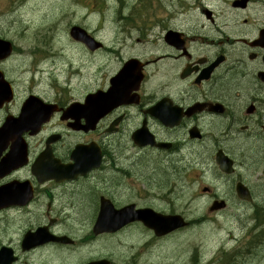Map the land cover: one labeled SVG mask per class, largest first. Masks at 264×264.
<instances>
[{
    "label": "flooded vegetation",
    "instance_id": "af4514ba",
    "mask_svg": "<svg viewBox=\"0 0 264 264\" xmlns=\"http://www.w3.org/2000/svg\"><path fill=\"white\" fill-rule=\"evenodd\" d=\"M183 7L182 13L186 17L178 19L175 15L173 20L166 16L160 21L155 50L148 56L145 52L124 46V43L118 49L109 48L105 54L110 57L104 62L105 70L110 72L103 75L101 86L96 89H110L114 84L111 81L126 67L124 81L129 90L128 97L126 101L113 104L95 130L83 133L91 136L89 140L79 142L84 145L92 143L95 148L93 162H99V165L75 181L63 182L94 186L91 218L98 215L102 196L111 200L116 208L134 205L135 210L147 207L141 200L147 204L148 197L153 200L168 198V190L163 191L161 184L149 179L147 162L154 164L155 171L162 170L163 162L168 164L167 168L174 174L171 175L170 188L172 185L178 187L179 171L186 172L188 167L198 165L208 177L204 187L209 210L219 205L218 201L226 203L223 209L211 215L223 216L221 213L227 210L229 201H237L239 206L254 205L256 213V191L245 174L253 175L257 164L264 168V0H204ZM137 42L145 45L143 38H138ZM16 96L14 94L12 104L0 108V128L8 116L19 115L20 104L25 97ZM53 102L62 107L59 101ZM15 104L17 107H13ZM49 124L50 134L62 136L52 146L54 157L64 163L70 162L71 150L64 147L66 132L54 128L58 124L66 125L61 120V113L55 114ZM37 136L23 133L21 153L25 146L29 164L17 168H12L14 159L11 152L17 148L13 134L6 133L5 140H0V205L11 204L12 200L23 201L30 191L34 199L29 204L46 196L38 204L36 218L34 206L30 210L12 211L14 207L0 210L1 222L15 215L13 219L20 228L29 224L23 232L41 226L52 229V224L57 221V214L50 212V186L62 183L42 180L45 172L35 173L32 163L46 146V140L43 144L42 141L34 143ZM251 142L262 154L259 158L249 157L244 151V146ZM195 151L200 158L193 161L191 157ZM186 155L190 160L180 169L179 157ZM221 155L234 162L233 173L222 169ZM22 158L23 154L20 160ZM106 177L110 179L106 183H114L118 179L120 184H126L130 189L129 196L122 199L116 196L114 189L105 188L103 180ZM240 182L248 187L253 197L251 202L237 197L236 186ZM219 187L224 189V194L219 192ZM46 203L44 211L42 207ZM258 236L261 235L256 234L254 241ZM230 238L227 236L220 244L224 252L231 251L227 247ZM11 240L2 242L1 239L0 248L3 245L13 248L18 255L14 264H22V261L28 264V255L39 250L25 253L20 241L19 246ZM256 248L252 245L247 249L250 254L244 258L247 260L239 261L240 258L234 257L229 264L253 263ZM88 261L79 264H87ZM213 261L208 259L206 264H217ZM112 264L140 262L124 260L112 261Z\"/></svg>",
    "mask_w": 264,
    "mask_h": 264
},
{
    "label": "rangeland",
    "instance_id": "374dc122",
    "mask_svg": "<svg viewBox=\"0 0 264 264\" xmlns=\"http://www.w3.org/2000/svg\"><path fill=\"white\" fill-rule=\"evenodd\" d=\"M201 2L204 0H0V37L10 40L19 51L21 48V53L0 63V69L12 79L20 97L34 92L49 100L62 101L65 105L82 101L85 94L101 86L104 62L110 57L105 55L107 52H104V48L93 53L73 40L69 34L73 25L83 26L87 30L90 28L101 41L106 40L105 46L109 48L118 49L124 45L145 52L148 56L155 50V37L162 18L168 16L173 19L175 15H178V19L186 17L182 13L185 10L183 6ZM146 5L152 7L141 12L140 9ZM130 19L133 21L129 22ZM138 38L145 39V45L138 43ZM35 48L41 55L37 49L33 51ZM55 50L60 54L51 53ZM49 55V60L39 61L42 56ZM99 63L104 65L103 69L97 67ZM97 77L100 81L93 87V80ZM55 128L66 132L64 147L67 151L73 148L75 142L91 138L83 133L69 132L63 124ZM42 139H35V144ZM244 151L249 157L259 158L262 155L252 142L244 146ZM179 158V168L183 169L182 165L190 160V156ZM198 158L200 156L195 151L191 159L195 161ZM167 166L163 162L162 170L155 171L154 164L147 162L149 179L161 184L163 191L168 190V198L153 200L148 197L147 204L142 200L141 203L160 211L182 213L190 222L193 221L191 226L163 239L156 238L151 231L137 224L118 236L90 237L94 222L91 218L94 200H87L86 193L92 192L94 186L89 183L78 186L52 184L51 199L54 202L51 209L57 210L56 218L59 220L54 229L59 234L71 236L76 243L64 248L50 245L41 248L33 253L28 264H79L101 257H108L115 262L139 260L145 264H192L194 256L198 264H206L203 257L207 254L212 256L225 235L232 234L236 238L228 243L230 249L239 248L241 252L228 255L222 260H227L225 264L232 263L233 256L240 258L239 261L247 260L244 258L250 256L247 249L252 245L257 246L253 251L256 256L253 263L264 264V248L261 242L257 244L254 241L256 234L264 233V179H257V172L245 174L256 191V213L254 205L241 207L237 201H229L227 210L221 213L223 216L215 218L208 211L209 200L202 192L208 177L204 176L198 165L188 167L186 172L179 171V185H172L171 188L170 179L174 174ZM259 167L260 164H257L254 170H259ZM107 181H110L108 177L103 180L104 187L114 189L117 197L124 199L129 196L130 189L126 184H120L118 179L114 183ZM259 187L262 188L258 190ZM219 192L224 194V189L219 187ZM38 210L36 207L35 218ZM17 224L13 218L0 222V242L1 239L5 242L12 238L13 244H19L25 232L23 230L29 224L22 228ZM251 225H255L256 231H252ZM205 260L208 258L205 257ZM22 264H25L24 261Z\"/></svg>",
    "mask_w": 264,
    "mask_h": 264
},
{
    "label": "water",
    "instance_id": "95a60500",
    "mask_svg": "<svg viewBox=\"0 0 264 264\" xmlns=\"http://www.w3.org/2000/svg\"><path fill=\"white\" fill-rule=\"evenodd\" d=\"M71 35L78 40H81L83 42H85L91 49H96L97 47H99L100 44H98L89 34H87V32L83 29H81L80 27H73L71 30ZM10 52V43L6 42V41H1L0 40V57L1 58H5ZM8 85L7 83L3 80V76L0 73V95L3 94H7L8 93ZM93 99L92 96L88 97L86 102L89 103L91 100ZM30 104V103H29ZM27 105V104H26ZM43 110L46 111L45 107H43ZM73 108V107H72ZM68 109V111L66 112L67 117H71L73 116V113L71 111V109ZM228 171V170H226ZM240 189V187H239ZM129 211H131L130 209H122L120 211H111L110 209L107 210V212H105L101 218V222H105V221H113V219H117L118 223H126L132 219H135L134 217V213H129ZM129 217V218H128ZM121 218L123 220H121ZM108 223V222H107ZM147 223L150 226H153L156 228L157 231H159V233H166L168 231H171L177 227L183 226L185 223L183 221V219L180 216H167V217H158L156 219H152L147 221ZM108 225H112L110 223H108ZM9 252H12L11 250H8L6 248H3L0 251V263L2 264H10V255Z\"/></svg>",
    "mask_w": 264,
    "mask_h": 264
},
{
    "label": "bare ground",
    "instance_id": "6f19581e",
    "mask_svg": "<svg viewBox=\"0 0 264 264\" xmlns=\"http://www.w3.org/2000/svg\"><path fill=\"white\" fill-rule=\"evenodd\" d=\"M60 54V53H59ZM58 54V55H59ZM261 166V165H260ZM260 168V167H259ZM260 169H264V168H260ZM180 173V172H179ZM260 188H262V187H259L258 188V190L260 189ZM256 207H257V205H256ZM226 238H227V236H225V238L221 241V243H223L224 242V240H226ZM257 241H255L257 244H259L260 242H261V244L262 245H264V235L262 234L261 236H258L257 237ZM234 253H232V254H230V255H233Z\"/></svg>",
    "mask_w": 264,
    "mask_h": 264
},
{
    "label": "trees",
    "instance_id": "16d2710c",
    "mask_svg": "<svg viewBox=\"0 0 264 264\" xmlns=\"http://www.w3.org/2000/svg\"><path fill=\"white\" fill-rule=\"evenodd\" d=\"M85 194V193H84ZM83 194V195H84ZM88 194V196H86V199L87 200H91V199H93L94 200V195H91V192L90 193H86V195ZM84 197H85V195H84ZM93 202V201H92Z\"/></svg>",
    "mask_w": 264,
    "mask_h": 264
}]
</instances>
